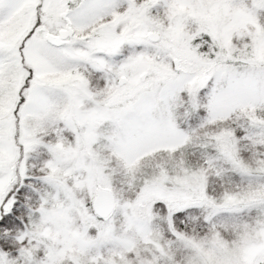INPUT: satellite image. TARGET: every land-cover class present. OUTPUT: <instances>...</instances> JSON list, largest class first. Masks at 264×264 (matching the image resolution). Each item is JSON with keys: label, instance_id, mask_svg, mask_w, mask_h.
<instances>
[{"label": "snow or ice", "instance_id": "snow-or-ice-1", "mask_svg": "<svg viewBox=\"0 0 264 264\" xmlns=\"http://www.w3.org/2000/svg\"><path fill=\"white\" fill-rule=\"evenodd\" d=\"M0 264H264V0H0Z\"/></svg>", "mask_w": 264, "mask_h": 264}]
</instances>
